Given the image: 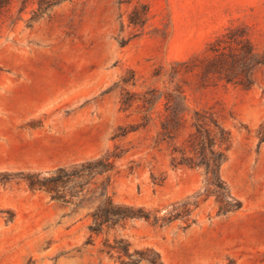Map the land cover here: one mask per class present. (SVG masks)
Returning a JSON list of instances; mask_svg holds the SVG:
<instances>
[{"label":"rangeland","instance_id":"374dc122","mask_svg":"<svg viewBox=\"0 0 264 264\" xmlns=\"http://www.w3.org/2000/svg\"><path fill=\"white\" fill-rule=\"evenodd\" d=\"M36 1L0 0V264H264V0Z\"/></svg>","mask_w":264,"mask_h":264},{"label":"trees","instance_id":"16d2710c","mask_svg":"<svg viewBox=\"0 0 264 264\" xmlns=\"http://www.w3.org/2000/svg\"><path fill=\"white\" fill-rule=\"evenodd\" d=\"M65 1L67 0H37L35 2L36 10H34L33 19L34 20L40 19L44 15L48 14L54 7ZM223 163H224L223 160H219L217 165L221 166ZM215 175H216L215 176L216 180L219 181L221 179L219 172L216 171ZM240 208H242V203L240 201H237V204L235 206H232V209H240ZM92 229L94 230V227H92ZM125 250L130 256H133V254L129 253L128 248ZM134 254L137 256L136 259L137 261H146L149 264H165L161 254L157 250L152 248H147L145 250H136Z\"/></svg>","mask_w":264,"mask_h":264}]
</instances>
